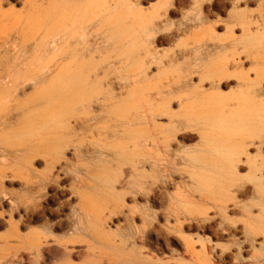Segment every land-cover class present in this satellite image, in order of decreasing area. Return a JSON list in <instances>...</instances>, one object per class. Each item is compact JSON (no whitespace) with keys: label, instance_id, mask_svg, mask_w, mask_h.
Returning a JSON list of instances; mask_svg holds the SVG:
<instances>
[{"label":"rangeland","instance_id":"1","mask_svg":"<svg viewBox=\"0 0 264 264\" xmlns=\"http://www.w3.org/2000/svg\"><path fill=\"white\" fill-rule=\"evenodd\" d=\"M0 11L7 13L4 16L0 12V44L8 40L5 53L0 47V75L12 80L0 89V109L10 104L9 95L24 99L34 91L51 92V75L43 72L51 65L54 54L41 44L50 41L58 15L93 17L101 13V24L93 30L94 35L109 29L106 17L123 16L127 33L137 37V44L152 50V64L144 66L148 75L136 84L135 91L153 92L160 85L185 76L195 66L203 74L212 75V80H205L200 86L207 91L206 97L195 100L194 94L201 90L194 88L198 84L195 75L183 89H173L174 95L187 102L182 109L175 96L171 102V110L186 126L178 131L175 140L187 150L195 147L206 119L224 112H246L247 90L239 77L247 75L252 79L255 67L264 68V59L260 58L264 54V0H240L235 8L230 0H199L197 4L191 0H0ZM243 30L253 42H247ZM125 33L120 31L124 37ZM99 47L96 58L108 62L122 57L110 41ZM136 69L135 63L127 61L116 76H134ZM259 88L263 99L259 107L264 110V80ZM156 120L167 125L166 118ZM0 134L9 147L17 139L8 128ZM253 134L261 142L264 157V129H254ZM86 142L90 146L96 144L89 137ZM249 152L255 155L254 148H249ZM66 156L74 160L72 150ZM160 157L168 170L154 196L140 186L121 188L116 184L125 205L135 213L133 218L114 213L104 222V240L114 247L69 227L75 205L67 185L69 175L39 191L35 200L37 216L33 219L20 202H29L23 185L24 170L15 165L14 159L0 157V168L5 170V177H0V212L19 224L12 229L0 225V234L18 233L23 237L17 239L19 242L10 239L4 264H254L244 259L242 234L234 232L243 224L241 197H235L239 212L231 210L232 200H224L218 209L200 197L195 180V174L204 173L200 164L187 165L162 151ZM111 170L116 174L119 168L112 164ZM244 177L245 168L239 172V182ZM224 228L231 232L223 233ZM33 236H48L49 247L33 253L29 248ZM257 263L264 264V259Z\"/></svg>","mask_w":264,"mask_h":264},{"label":"bare ground","instance_id":"2","mask_svg":"<svg viewBox=\"0 0 264 264\" xmlns=\"http://www.w3.org/2000/svg\"><path fill=\"white\" fill-rule=\"evenodd\" d=\"M230 1L235 8L240 0ZM100 15H58L52 24L50 41L41 44L54 54L51 65L43 72L51 75V92L23 93L24 99L17 94L9 95L10 104L0 109V131L11 129L17 138L9 147L0 134V157L14 159L15 165L25 172L23 185L29 202L20 201L25 204L24 210L35 219L39 191L69 175L71 180L67 185L70 197L75 199L69 227L104 242L103 224L112 214L133 218L135 213L125 205L116 184L121 188L140 186L149 196H154L168 170L166 161L160 157L162 151L179 157L187 165H201L204 173L195 174L198 192L214 207L221 209L224 200H232L231 210L239 212L235 197H241L243 224L234 228V232L242 234L244 259L254 264L264 259V157L261 142L253 134L254 129H264V110L259 107L263 100L259 85L264 80V68L255 67L252 79L247 75L239 77L247 90L246 112H224L206 119L208 122L199 131L195 147L187 150L175 140L178 131L186 126L171 110L174 96L179 109L187 102L174 95L173 89L181 90L189 85L192 75L198 80L194 88L201 89V83L212 80V75L203 74L195 66L185 76H178L153 92L135 91L136 84L148 75L144 66L152 64V50L137 44V37L127 33L123 16L106 17L104 21L110 25L109 29L94 35L93 30L101 24ZM124 30L125 37L120 34ZM243 33L248 43L253 42L250 34L245 30ZM109 41L122 57L108 62L96 58L99 46ZM7 45L6 39L0 44L4 53ZM260 58L263 60L264 54ZM127 61L136 64V73L117 78L118 70L125 68ZM11 81L0 75V89ZM206 92L203 88L199 90L198 95L194 94L195 100L206 97ZM159 117L166 118L167 125L158 123ZM86 137L96 144L88 145ZM249 148H254L255 155ZM68 150H72L74 160L67 158ZM112 164L119 168L116 174L111 170ZM244 168L241 183L239 172ZM0 177H5L4 168H0ZM0 225L12 229L19 224L1 211ZM230 232L229 228L223 230L225 234ZM14 238L19 242L17 239L23 237L18 233L0 234V264H4L10 239ZM31 239L29 248L35 254L49 247L48 236ZM105 243L114 247L110 241Z\"/></svg>","mask_w":264,"mask_h":264}]
</instances>
